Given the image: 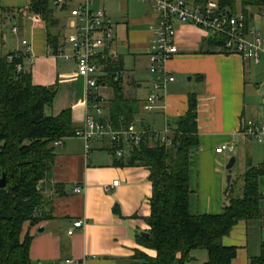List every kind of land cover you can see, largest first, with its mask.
Wrapping results in <instances>:
<instances>
[{"label": "crops", "instance_id": "0c3cea01", "mask_svg": "<svg viewBox=\"0 0 264 264\" xmlns=\"http://www.w3.org/2000/svg\"><path fill=\"white\" fill-rule=\"evenodd\" d=\"M130 1L144 7L142 18H129ZM130 1L105 0L94 5L102 7L113 24L114 43L109 48V55L111 59L122 60V75L127 71L117 49L125 46L130 51H138V56L143 57L147 63L152 31L158 17L154 8ZM116 2L123 9L120 21L115 20L110 13L109 4ZM237 2L239 15H243L240 0H235L232 15L239 16L235 12ZM28 4L29 0H0V6L10 16L2 22V27L10 25L7 36L10 45L6 51H2L6 47L2 29L0 51L3 54L21 52V41L26 39L34 56V62L28 69L31 82L42 86L57 85L56 96L47 113L55 116L62 110L70 109L73 125L81 129L85 119L84 79L77 75L74 60H68L72 62L68 64V61L57 57L59 51L54 54L48 41L46 22L42 18L36 21L26 19L25 15L30 14L27 12ZM191 4H196L195 0ZM252 8L257 7L247 9L248 19L253 18L250 13ZM228 10L225 12L230 13ZM54 13L53 17L58 24L51 29V33L57 30L60 34L63 26L67 27L68 13L66 10ZM246 24L259 31V25L249 20ZM15 25L18 31L13 33L11 28ZM140 25L144 29L129 32V28ZM175 29L178 53L165 63L174 81L162 82L165 87L159 91L161 101L155 108L151 111L141 108L146 97L143 100L138 98L140 85L136 81L125 85L122 76V89L124 95L139 100V112L133 119L135 128L156 133L162 132L165 126L183 116L188 108V96H195L199 144L189 155L188 211L191 215H218L222 212L228 194V191L225 193L226 173L231 176L230 183L234 184L233 193L239 195L241 178L248 163L252 166L264 165V158L253 157L251 151H245L248 155L244 157L243 167L239 171L232 174L231 169H226L230 156L237 149H242L244 143L250 142L240 131L242 122L252 120L264 125L263 119L259 120L253 115V100L259 94V86L254 83V79L249 81L247 75L250 66L261 63L264 53L256 63L247 61L238 54L225 52L216 38L203 30L182 23H175ZM119 30L125 33L126 39L123 41L118 37ZM58 46L59 50L69 52L61 37ZM133 57L136 62L137 56ZM130 73L132 75V71ZM145 83L150 91V79ZM58 86L70 88L65 101L58 100ZM106 88L110 89L101 85L100 94ZM103 96L105 103L102 118L109 120L107 101L112 98V90L110 96L106 92ZM259 97L260 104L264 106V92ZM140 110L150 113V116L139 118ZM224 143L234 147L233 153L216 154L215 148ZM84 145L83 138L73 136L54 146L55 157L44 182L46 201L38 213L40 220L34 226L25 222L22 227L21 238L25 235L32 237L29 247L31 264H144L136 257V253L155 256V251L145 248L139 240V237H143L142 233H148L145 218L150 214L149 199L152 193L148 169L144 166L117 164L121 157L114 155L107 139L91 140L88 153ZM235 163L234 158L233 166ZM113 181H118L117 185L113 186ZM78 186L82 190L77 194L73 190ZM258 191L261 195L258 217L238 222L230 234L222 238L224 246L236 248V256L229 264H249L251 259L260 254V246L264 242V175L258 179ZM78 220L83 221L82 227L73 229V233L68 235L72 223ZM39 228H42V232L37 231ZM191 257L188 264H205L208 261L207 252L195 250Z\"/></svg>", "mask_w": 264, "mask_h": 264}, {"label": "trees", "instance_id": "16d2710c", "mask_svg": "<svg viewBox=\"0 0 264 264\" xmlns=\"http://www.w3.org/2000/svg\"><path fill=\"white\" fill-rule=\"evenodd\" d=\"M206 1L195 0V3ZM234 2L218 0L219 7L224 11L229 9L230 14H234ZM240 3L246 22L248 8L264 9V0H240ZM27 12L40 15L46 22L48 41L56 54L59 33L52 34L51 29L58 21L53 17L50 0H29ZM7 17H10L7 10L0 6V45L2 22ZM215 40L222 47L223 38ZM100 62L105 76L100 78L99 86L112 90V98L107 101L109 121L113 129H124L139 112V100L124 95L120 58L111 59L108 54ZM18 64L24 65L22 52L3 54L0 51V177L2 174L6 177V187L0 189V264H31L32 237L21 238L23 224L29 222L34 226L40 220L39 209L46 201L44 182L55 157L54 142L73 137L78 129L73 125L70 109L55 116L47 113L57 85L33 84L28 70L17 72ZM168 127L170 146L145 141L127 150L117 162L144 166L149 171L152 193L150 214L145 218L149 237H139V240L145 248L155 251V256L136 253V257L144 264H188L193 251L205 250L208 255L205 264H229L236 256V248L224 246L222 238L238 222L258 217L261 200L258 179L264 175V165L248 163L239 195L233 193L234 184L230 183L220 214L191 215L188 211L189 155L199 144L194 95L188 96L186 113ZM249 264H264V242L259 256Z\"/></svg>", "mask_w": 264, "mask_h": 264}, {"label": "built area", "instance_id": "2783aa9c", "mask_svg": "<svg viewBox=\"0 0 264 264\" xmlns=\"http://www.w3.org/2000/svg\"><path fill=\"white\" fill-rule=\"evenodd\" d=\"M105 0H50V6L68 13L67 33L64 41L69 52L59 50L57 57L74 60L78 76L84 79L85 119L83 128L77 129L74 136L85 141L86 153L90 150L91 140L107 139L116 157H122L127 150L145 141H157L170 146V129L165 126L162 132L140 131L133 123L120 130L113 129L109 120L100 119L103 116L105 100L99 91V80L105 74L104 65L100 62L109 54V48L114 43L113 24L106 16L102 7L95 4ZM154 8L157 21L152 31V39L147 52L148 71L151 74L150 91L141 108L151 111L161 101L159 91L164 89L162 82H173L174 78L165 68V63L173 58L178 49L176 46L175 23L193 26L211 34L215 38L222 37V49L228 53L238 54L242 59L257 62L264 53V37L254 26H248L243 15L234 16L219 7L216 0H207L202 4H188L184 0H134ZM26 19L40 20L38 14H27ZM15 25L11 32L16 33ZM24 55V65L18 64L17 72L28 70L34 62L31 45L26 39L21 41ZM97 117V118H96ZM240 131L246 138L253 139L264 148V125L252 120H244ZM60 141L54 142V146ZM234 147L224 143L215 148L216 154L233 153ZM113 181L112 185H117ZM81 187H75L74 193H80ZM82 220L72 223V229L81 228Z\"/></svg>", "mask_w": 264, "mask_h": 264}, {"label": "rangeland", "instance_id": "374dc122", "mask_svg": "<svg viewBox=\"0 0 264 264\" xmlns=\"http://www.w3.org/2000/svg\"><path fill=\"white\" fill-rule=\"evenodd\" d=\"M130 1V0H129ZM192 2V0H188L187 3L190 5ZM111 7V15L114 17L115 20L120 21V13L123 10L122 6L116 2V3H110L109 4ZM235 12L237 15L240 14V7L239 4L237 2V4L235 5ZM128 11H129V18L134 17V18H142L144 16V7L140 4L134 3L133 1H130L128 4ZM53 12L57 13V10H53ZM54 13V14H55ZM250 13L253 14V18L249 19V22L254 24V25H259V31L262 35V37H264V10H259V8H252L250 10ZM64 28H62V32L59 34V38L61 37L62 39L65 38V35L67 33V29L65 28V25L63 26ZM2 29L4 30V38L6 39V47L3 48L2 51H6L9 48V42H8V34H9V30H10V25H4L2 27ZM135 29H144V27L142 25H140L139 27L136 28H129V32L135 30ZM57 32V30H56ZM52 33H54L52 31ZM118 37L120 38L121 41L125 40V33L122 32L121 30H119V32H117ZM117 53L119 55H121L124 59V64H125V70L127 71L122 74H120V77L123 76V82L125 85H127L128 83H131L132 81H136L139 85L140 88L138 89V98L140 100H143L149 93V89L146 88V84L145 81L151 79V74L148 71V62L146 63V60L141 57L138 56L140 55V53L138 51H130L127 49V47H120L117 49ZM136 55L137 60L136 62H134L133 60V56ZM139 59V60H138ZM71 61H68V64H71ZM249 66V65H248ZM132 71V75L131 72ZM250 74V76H249ZM247 75L249 77V81H253L254 79V83L258 84L259 86V94L261 95L264 92V59L261 60V63L257 66H250L249 69L247 70ZM252 76V78H251ZM254 77V78H253ZM147 89V90H146ZM69 87H59L58 86V100L61 101H65L68 94H69ZM106 93H108V96L111 95V90L107 89L104 91ZM104 92L101 94L103 96ZM258 94L257 97L254 98L253 103L255 105L254 107V117H257L259 120L263 119L264 120V106H262L260 104L261 100H260V95ZM104 97V96H103ZM105 98V97H104ZM256 113V114H255ZM150 116V113H146L143 112L142 110H140V116L139 118H148ZM97 118V117H96ZM98 120L100 119H104V118H97ZM105 120V119H104ZM79 124H81V122L79 121ZM94 141V140H93ZM245 151H251L250 153L252 154L253 157H257L259 159L264 158V148L257 143L255 140L250 139V142L242 145V149H237V151L234 153V155H232L235 159H236V163L235 165L231 168V172L236 173L237 171H239V169H241V166L243 167V160L244 157H246L248 154H246ZM230 156V157H232ZM224 171L226 172L225 169V165H224ZM226 175H228L226 173ZM227 177V176H226ZM225 177V178H226ZM198 252H202V253H206L205 250H198Z\"/></svg>", "mask_w": 264, "mask_h": 264}, {"label": "water", "instance_id": "95a60500", "mask_svg": "<svg viewBox=\"0 0 264 264\" xmlns=\"http://www.w3.org/2000/svg\"><path fill=\"white\" fill-rule=\"evenodd\" d=\"M234 164V157H231L227 166H226V169H231V167L233 166ZM230 179H231V176L230 175H227L226 177V188H225V193L228 191L229 189V185H230ZM6 187V177L4 174L1 175L0 177V189H3ZM38 232H42V228H39L37 230ZM141 236L145 237V238H148L149 237V234L148 233H142Z\"/></svg>", "mask_w": 264, "mask_h": 264}]
</instances>
